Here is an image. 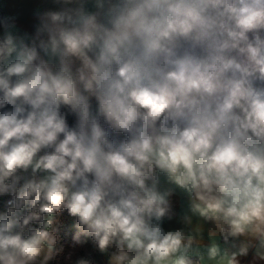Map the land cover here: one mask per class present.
Listing matches in <instances>:
<instances>
[{
    "label": "clouds",
    "instance_id": "9594fccd",
    "mask_svg": "<svg viewBox=\"0 0 264 264\" xmlns=\"http://www.w3.org/2000/svg\"><path fill=\"white\" fill-rule=\"evenodd\" d=\"M0 264H264V0H0Z\"/></svg>",
    "mask_w": 264,
    "mask_h": 264
},
{
    "label": "built area",
    "instance_id": "2783aa9c",
    "mask_svg": "<svg viewBox=\"0 0 264 264\" xmlns=\"http://www.w3.org/2000/svg\"><path fill=\"white\" fill-rule=\"evenodd\" d=\"M0 199H2V198H0Z\"/></svg>",
    "mask_w": 264,
    "mask_h": 264
}]
</instances>
